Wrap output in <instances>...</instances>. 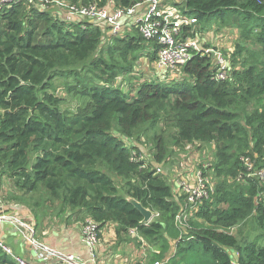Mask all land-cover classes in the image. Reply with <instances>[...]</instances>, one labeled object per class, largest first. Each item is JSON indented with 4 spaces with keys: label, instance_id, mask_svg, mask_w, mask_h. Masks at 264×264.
Listing matches in <instances>:
<instances>
[{
    "label": "trees",
    "instance_id": "1",
    "mask_svg": "<svg viewBox=\"0 0 264 264\" xmlns=\"http://www.w3.org/2000/svg\"><path fill=\"white\" fill-rule=\"evenodd\" d=\"M64 1L125 10L142 0ZM172 5L198 23L237 30L227 79L216 81L212 57L196 53L183 77L141 83L128 97L116 79L130 72L145 44L155 60V41L133 28L110 35L111 44L104 47L98 25L56 17V7L17 2L0 10V179L12 181L15 198L34 217L46 201L59 202L57 215L72 210L100 229L113 223L118 239L135 230L158 251L150 264L166 255L170 264H264V184L254 171L264 169V0ZM58 77L72 78L67 92L87 99L73 114L63 111L62 99L54 95ZM159 124L172 128L176 145L215 147L216 188L180 224L176 217L184 198L175 196L155 166L133 161L132 153L143 152L135 142ZM156 151L161 163L166 148L159 138ZM36 193L45 197L44 204L34 202ZM128 199L153 218L143 222ZM250 218L263 235L240 244L229 231ZM229 250L236 251V261ZM0 264L15 263L0 249Z\"/></svg>",
    "mask_w": 264,
    "mask_h": 264
},
{
    "label": "built area",
    "instance_id": "2",
    "mask_svg": "<svg viewBox=\"0 0 264 264\" xmlns=\"http://www.w3.org/2000/svg\"><path fill=\"white\" fill-rule=\"evenodd\" d=\"M23 2L26 6H38L41 9L56 7L65 14L66 20L81 18L87 22L98 25L102 32L107 29L110 35H119L123 33V20H129V26L134 28L137 33L146 41H155L158 50L155 55V64L158 69L165 72H173L177 69H183L192 56L196 53L210 55L213 61L214 79L216 81L225 80L228 77V65L223 58V53L219 50L204 49L202 40L199 38L197 29L198 21L194 16L185 14L180 8L172 5L167 0H142L140 3L128 9L100 8L93 5H74L64 0H0V10L7 6ZM138 11L141 14L138 15ZM133 161H145L143 155L132 153ZM156 174L160 173V168L155 167ZM263 173L261 177H263ZM193 178V182H191ZM181 197L184 198L183 211L176 217L180 224L186 220V217L195 212L203 201H207L213 189L210 188L207 179L203 173L197 172L178 183ZM1 194V193H0ZM1 197V195H0ZM0 220H9L14 224L16 231L29 243L33 249L42 251V262H46L49 257L54 256L67 264H97L98 262V243L101 230L99 224L91 219H86L82 223L81 240L88 250L89 258L83 260L73 255H63L52 251L46 246L38 244L35 239V230L24 220L13 215H0ZM129 235L140 238L135 230H130ZM0 249L15 264H40L30 262L13 254L12 250L3 244L0 238ZM139 257L136 263V257L132 264H150L145 252ZM45 264V263H42ZM152 264H170V257L164 256L161 260L154 261Z\"/></svg>",
    "mask_w": 264,
    "mask_h": 264
},
{
    "label": "rangeland",
    "instance_id": "3",
    "mask_svg": "<svg viewBox=\"0 0 264 264\" xmlns=\"http://www.w3.org/2000/svg\"><path fill=\"white\" fill-rule=\"evenodd\" d=\"M167 1L169 3H172L174 0ZM198 30L199 38L204 40L201 44L202 47L204 49L209 48L221 51L223 53V58L228 65V69H230L232 67L231 55L235 51L236 41L238 39L237 30L231 27H223L214 21L212 23L200 21L198 23ZM132 32L133 30L127 33ZM102 33L104 41L103 46L105 47L107 44H111V42L108 41V37L110 36V34L107 29H104ZM130 66V72L125 75L119 76L116 79L117 83L120 86V89L123 90L128 97H133V95H135L137 86L141 83L150 82L153 80L162 83H171L172 80L183 77L182 69L159 74L162 71L156 67L155 60H150L149 44L143 45V48L139 51V54L135 53L134 60L131 62ZM77 71L81 74L84 73L83 71H81V68H78ZM70 84H73L72 78L65 79L58 77L53 80L55 93L54 95L62 99L60 103L61 109L68 114H73L77 112L78 108H83L84 105L87 104V99L79 97L72 93H68L67 87ZM173 133L174 131L171 127L159 124L156 129L146 131L141 136V138L138 139V141L136 140V145L143 151L140 155H143L146 159L144 162H146L147 164L149 163L155 167L158 166L160 168V171L164 173V177L170 185L174 183L178 185V183L186 180L185 177H190L191 175H195L197 172H201L207 179L210 188L214 190L216 188L217 182L219 181L213 170V165L216 162L214 144L192 143L176 145L173 141ZM158 138L162 140L166 148L165 157L161 163H158L155 159L157 152L156 141ZM134 141L135 139L132 140V142ZM127 143L129 144V142ZM244 166L248 169H258V167L255 166V163L247 165L244 163ZM254 171L256 172L257 179L261 181L262 184H264V176L261 177L262 173L264 175V169ZM114 180L118 183V186L121 187L120 180L116 178ZM191 182H193V178ZM174 194L175 196L181 198L180 190L175 191ZM0 195L2 198V194ZM32 197L34 199V202H38L39 205L44 204L43 201L45 200V197L39 196L38 193H36ZM45 203L48 208L45 207L44 209L51 210H46L48 215H51L53 217L60 216L57 215L59 212H61L59 211V209L61 208L59 202L50 203L46 201ZM44 209L40 208L38 210V213L41 214ZM69 211L74 213L72 210ZM82 218H84V221L87 219L86 217ZM199 222L203 223L202 220H200ZM229 232L237 238L240 244L254 241L257 239V237V240H259L260 236L263 235L262 232L259 231L253 223L252 218L243 223H240L237 226H234ZM127 239L135 244L136 248L134 247V250H137L138 252H145L148 261L154 253L158 252L142 238L132 237L129 235L126 240ZM229 252L231 253L233 259L236 261V251L229 250Z\"/></svg>",
    "mask_w": 264,
    "mask_h": 264
},
{
    "label": "crops",
    "instance_id": "4",
    "mask_svg": "<svg viewBox=\"0 0 264 264\" xmlns=\"http://www.w3.org/2000/svg\"><path fill=\"white\" fill-rule=\"evenodd\" d=\"M61 11L53 14L65 19ZM141 11H138V15ZM129 20H123V32H129L133 28L129 26ZM204 40H202L203 43ZM159 74H162L160 72ZM187 180L188 177H185ZM174 191H178V185L172 184ZM0 215H13L24 220L35 230V239L38 244L48 247L52 251L63 255L77 256L83 260L89 258L88 250L81 240V230L84 218L76 216L75 213L66 210L59 217L47 214L48 209L37 213L34 217L29 206L15 198L18 192L7 178L0 179ZM20 195V194H19ZM51 211V210H49ZM0 238L4 245L9 247L13 254L30 262L45 264H67L60 258L51 256L46 262H42V251L33 249L16 231L15 226L9 220H0ZM134 245V246H133ZM135 244L125 237L118 239L113 223L106 224L101 230L98 243L97 264H132L136 257V263L143 251L134 250ZM44 254V253H43ZM42 255V257H40Z\"/></svg>",
    "mask_w": 264,
    "mask_h": 264
},
{
    "label": "water",
    "instance_id": "5",
    "mask_svg": "<svg viewBox=\"0 0 264 264\" xmlns=\"http://www.w3.org/2000/svg\"><path fill=\"white\" fill-rule=\"evenodd\" d=\"M128 201L143 216V222L147 223L153 218L152 213L148 209L143 208L140 203L133 199H128Z\"/></svg>",
    "mask_w": 264,
    "mask_h": 264
}]
</instances>
